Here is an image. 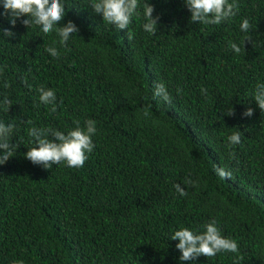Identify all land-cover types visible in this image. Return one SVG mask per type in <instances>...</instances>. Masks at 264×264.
Returning <instances> with one entry per match:
<instances>
[{"label": "trees", "instance_id": "trees-1", "mask_svg": "<svg viewBox=\"0 0 264 264\" xmlns=\"http://www.w3.org/2000/svg\"><path fill=\"white\" fill-rule=\"evenodd\" d=\"M93 2L62 0L65 16L48 34L26 27L27 16L14 28L0 16L15 33L0 32V122L14 125L15 146L0 165V264H264V111L254 100L264 84V0H236V15L218 25L192 22L185 0H138L123 30ZM145 2L159 16L155 34L143 28ZM69 20L79 31L62 45L57 29ZM158 83L171 103L154 96ZM42 87L55 92V112L40 102ZM90 119L95 147L83 167L26 158L29 128L67 134ZM213 220L239 251L181 261L174 232L201 234Z\"/></svg>", "mask_w": 264, "mask_h": 264}, {"label": "clouds", "instance_id": "clouds-1", "mask_svg": "<svg viewBox=\"0 0 264 264\" xmlns=\"http://www.w3.org/2000/svg\"><path fill=\"white\" fill-rule=\"evenodd\" d=\"M186 6L191 12V21L204 24H221L224 21L234 17L239 10V4L236 0H185ZM4 11L0 16H8L9 23L14 28L17 18L27 16L21 22L29 27L31 24L41 26L43 33H51L54 26L63 20L65 16V4L62 0H3ZM94 12L102 14L103 21L110 25H114L119 30L128 29L131 22V17L138 8V0H94L91 5ZM154 6L145 2L144 17L146 23L143 28L146 32L155 34L157 31V24L159 16H153ZM242 32H249L251 24L247 18L243 19L240 25ZM78 26L71 20L65 25L57 29L60 37V43L66 45L70 36L78 33ZM0 32L5 37H13L15 33L9 28L0 27ZM132 33L128 32V39H132ZM252 43V37L246 36L241 43L245 47V42ZM230 48L236 53L241 52V47L229 42ZM46 51L53 57H59L60 53L55 47H48ZM9 85L6 83L5 87ZM39 100L45 105H52L51 111L55 112L56 94L52 89L40 88ZM203 93L207 90L201 88ZM154 96L161 97L165 102L171 103L172 97L169 94L166 86L163 83H158L154 92ZM254 100L258 107L264 111V84H258L254 94ZM6 109L9 110L12 101L5 98L3 101ZM253 109L247 108L243 113L244 116L251 117ZM232 109L227 115H233ZM31 124V121H28ZM75 129L70 130L67 134L64 132L54 130L37 128L35 126L28 129V135L33 138L34 146L31 147L25 156L33 164L42 165L44 168H51L53 164L57 165L65 162L68 167L80 168L83 167L88 158V153L94 149L92 136L96 132V122L94 120L86 121V129L79 126L76 122ZM14 128L13 124L5 125L0 122V165L5 164L10 157L13 156V149L15 146L9 143V137ZM52 137L50 139L49 137ZM232 145L240 143L241 136L239 132L233 133L228 137ZM217 174L222 178H229L230 173L222 168L217 169ZM186 183H194V181H186ZM176 190L185 195L184 189L180 184L175 185ZM177 240L176 248L181 252L179 259L181 261H195L196 258L203 255L205 257L215 256L221 251L238 252L239 248L236 241L225 238L221 235L216 221L213 220L206 225V231L201 234H196L188 228H181L174 232L170 238ZM22 264V262H21Z\"/></svg>", "mask_w": 264, "mask_h": 264}]
</instances>
